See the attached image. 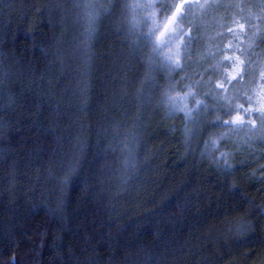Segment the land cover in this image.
Segmentation results:
<instances>
[{
    "label": "trees",
    "instance_id": "16d2710c",
    "mask_svg": "<svg viewBox=\"0 0 264 264\" xmlns=\"http://www.w3.org/2000/svg\"><path fill=\"white\" fill-rule=\"evenodd\" d=\"M80 1L0 0V264H264V147L224 171L125 0Z\"/></svg>",
    "mask_w": 264,
    "mask_h": 264
},
{
    "label": "snow or ice",
    "instance_id": "6c2138e0",
    "mask_svg": "<svg viewBox=\"0 0 264 264\" xmlns=\"http://www.w3.org/2000/svg\"><path fill=\"white\" fill-rule=\"evenodd\" d=\"M125 7L132 29L146 25L160 70L185 81L178 88L179 81L169 80L164 90L170 114L192 121L211 109L215 136L206 148L219 153L224 171H233L232 153L221 151L229 143L264 147V0H173L163 17L156 0H125ZM194 41L202 42L196 62L205 64L208 75L193 81L185 70ZM155 62L149 58L150 78ZM249 227L241 225L240 231Z\"/></svg>",
    "mask_w": 264,
    "mask_h": 264
},
{
    "label": "rangeland",
    "instance_id": "374dc122",
    "mask_svg": "<svg viewBox=\"0 0 264 264\" xmlns=\"http://www.w3.org/2000/svg\"><path fill=\"white\" fill-rule=\"evenodd\" d=\"M82 1L83 0H81L80 2L82 3ZM88 1V0H87ZM91 2H93L95 5H97V7H101V5L104 3V0H90ZM165 1L166 0H156V6H157V8L159 9V11H160V9H162L163 7L162 6H164V4H165ZM161 12V11H160ZM211 19V18H210ZM143 26V29L144 28H146V25H142ZM130 31V30H129ZM201 41H194V46H193V53H194V59L192 60V62L193 61H195L196 62V57H197V52H198V50L200 49L199 48V43H200ZM195 47H197V48H195ZM199 48V49H198ZM196 53V54H195ZM153 66V65H152ZM255 144H257V143H254V145ZM253 148V147H252ZM243 149H251V148H249L247 145H233V144H231V143H229L228 145H227V147L225 148V149H221V151H229V152H231L232 154L233 153H236L238 150H243Z\"/></svg>",
    "mask_w": 264,
    "mask_h": 264
}]
</instances>
